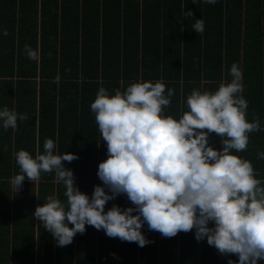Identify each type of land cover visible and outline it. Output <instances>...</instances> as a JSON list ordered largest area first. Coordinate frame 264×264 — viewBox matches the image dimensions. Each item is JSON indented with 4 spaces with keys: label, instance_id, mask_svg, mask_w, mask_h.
I'll return each instance as SVG.
<instances>
[{
    "label": "trees",
    "instance_id": "1",
    "mask_svg": "<svg viewBox=\"0 0 264 264\" xmlns=\"http://www.w3.org/2000/svg\"><path fill=\"white\" fill-rule=\"evenodd\" d=\"M189 10L193 16L184 19ZM196 19L204 21L202 34L192 29ZM26 44L39 50V62L28 58ZM234 62L243 72L247 119L258 115L261 123L260 131L249 134L247 150L237 155L252 163L264 183V160L257 158L264 151V0H0V77L18 78V101L29 91L33 95L31 102L26 97L27 102L16 106L29 119L18 120L13 162L8 145L0 161V184L8 185L11 168L13 175L19 173L17 151L34 157L50 138L59 154L78 156L64 163L73 170L79 190L91 197L94 186L102 185L98 165L107 158V145L90 109L100 87L114 95L132 82L159 80L174 89L164 114L179 119L188 110L192 89L214 91L221 81L230 82ZM220 141L215 134L209 137L218 149ZM34 184L41 188L38 205L49 195L66 200L54 173H42L33 183L25 179V188ZM13 197L10 225L8 213L0 210V264H174L176 249L179 264L238 261L236 255H221L206 238L197 241L195 229L167 238L150 231L147 223L141 231L151 242L144 247L110 238L89 225L71 244L58 247L43 225L34 222V193L23 189ZM113 204L131 206L119 195L107 202L105 211Z\"/></svg>",
    "mask_w": 264,
    "mask_h": 264
},
{
    "label": "clouds",
    "instance_id": "2",
    "mask_svg": "<svg viewBox=\"0 0 264 264\" xmlns=\"http://www.w3.org/2000/svg\"><path fill=\"white\" fill-rule=\"evenodd\" d=\"M190 16L191 10L182 17ZM192 29L202 34L203 19H196ZM24 50L39 62L38 49L26 44ZM229 75L230 82L221 81L214 91L192 89L186 99L188 110L179 119L164 114L174 89H166L159 80L132 82L114 95L100 87L90 109L107 145V158L97 172L102 185L94 186L91 197L80 191L73 170L64 163L78 156L59 154L49 138L34 157L23 149L15 153L19 173L10 186L20 190L25 179L37 182L42 173H54L63 184L64 202L49 195L33 213L58 247L71 244L86 225L144 247L151 242L141 231L147 223L150 231L167 238L195 229L197 241L206 238L221 255L238 256L228 264H259L264 260V183L252 163L237 153L247 150L249 134L260 131L261 123L258 115L251 122L247 119L243 72L237 63ZM58 81L56 77L54 82ZM28 119L27 113L0 109L4 130H16L18 120ZM212 134L221 138L219 149L209 142ZM257 158L264 160V151L257 152ZM119 195H125L131 206L113 204L105 211L107 202Z\"/></svg>",
    "mask_w": 264,
    "mask_h": 264
},
{
    "label": "crops",
    "instance_id": "3",
    "mask_svg": "<svg viewBox=\"0 0 264 264\" xmlns=\"http://www.w3.org/2000/svg\"><path fill=\"white\" fill-rule=\"evenodd\" d=\"M17 80H18V78L16 76L13 78H6L3 76L0 77V109H3L4 107H8L9 109H15L16 110L17 105H21L22 103L27 102L26 97H29L30 102H31V99L33 96L31 91H29L28 95L26 94L24 96V98H22L18 101L17 97H18V94L21 93V91L17 89V87H18V84L16 82ZM7 81H12V83H7ZM36 96H37V94H35V97ZM26 106H29V105H26ZM9 129H11V128H9ZM11 130H12V132L9 134L8 133L9 131L4 130L2 127V122H0V161H3V158H5L6 155H4V153L6 154L7 148H8L7 146L9 145L10 146V149H9L10 161L12 163L13 162V156H14V150L16 149L15 148V140L17 137L14 134V130L13 129H11ZM9 137H10V139H9ZM8 139L10 141H8ZM17 141H19V143H20L21 137ZM12 170H13V168H11V173H10L11 177L10 178H12L14 176ZM9 182H10V179L8 181V185L0 184V210L2 212L8 213L9 221H7L6 224L10 225V220L12 219L13 210H14V197H13V195L17 191H13ZM24 189H28V191L30 190L34 193V201H35V208H36V206L38 205L37 204L38 198L40 197L38 195V192L41 190V188L37 184H34L32 187L26 185V188H24ZM34 222L36 224L37 220L34 219ZM33 242L35 244L34 245V252L36 255V253H37V236H36V233H35ZM199 253L200 252H198L197 255H199ZM197 262H199V258H197ZM179 263H180V255L178 253V249H176L174 264H179Z\"/></svg>",
    "mask_w": 264,
    "mask_h": 264
},
{
    "label": "built area",
    "instance_id": "4",
    "mask_svg": "<svg viewBox=\"0 0 264 264\" xmlns=\"http://www.w3.org/2000/svg\"><path fill=\"white\" fill-rule=\"evenodd\" d=\"M25 188V181L23 182V185H22V187H21V189L20 190H15V189H13V191H21V190H23Z\"/></svg>",
    "mask_w": 264,
    "mask_h": 264
}]
</instances>
